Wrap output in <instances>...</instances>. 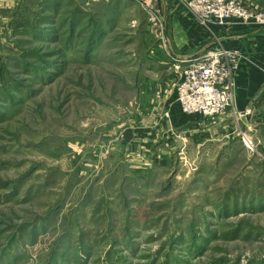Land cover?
<instances>
[{
  "label": "rangeland",
  "instance_id": "374dc122",
  "mask_svg": "<svg viewBox=\"0 0 264 264\" xmlns=\"http://www.w3.org/2000/svg\"><path fill=\"white\" fill-rule=\"evenodd\" d=\"M165 20L0 0V264H264V153L235 100L183 112Z\"/></svg>",
  "mask_w": 264,
  "mask_h": 264
},
{
  "label": "crops",
  "instance_id": "0c3cea01",
  "mask_svg": "<svg viewBox=\"0 0 264 264\" xmlns=\"http://www.w3.org/2000/svg\"><path fill=\"white\" fill-rule=\"evenodd\" d=\"M153 1L149 0V3L153 4ZM158 1L166 19L167 54L171 59L195 56L213 43L242 52L244 60L235 77L234 111L237 115L246 117L243 122L248 124L250 130H254L253 137H256L258 146L264 153V28L235 23L225 27H207L188 11L182 0ZM181 3L194 18L185 12ZM246 4L249 9L264 11V0H247ZM169 62H164L168 64L165 69L171 71L174 65ZM233 115H225L218 122L205 121L206 125L201 123L197 126L199 132H212L215 124L223 122L227 126L230 119L233 120Z\"/></svg>",
  "mask_w": 264,
  "mask_h": 264
},
{
  "label": "built area",
  "instance_id": "2783aa9c",
  "mask_svg": "<svg viewBox=\"0 0 264 264\" xmlns=\"http://www.w3.org/2000/svg\"><path fill=\"white\" fill-rule=\"evenodd\" d=\"M145 4L146 0H134ZM188 11L207 27H225L232 23L264 27V11L250 10L246 0H182ZM242 52L220 44L192 57L177 58L181 70L177 101L184 113L212 118L233 106L235 75ZM246 143L253 150L252 142Z\"/></svg>",
  "mask_w": 264,
  "mask_h": 264
}]
</instances>
